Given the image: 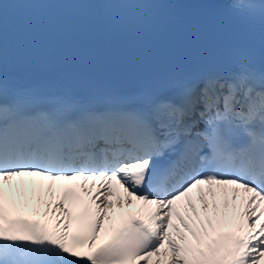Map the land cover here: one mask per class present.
I'll return each mask as SVG.
<instances>
[{"label":"snow or ice","instance_id":"1","mask_svg":"<svg viewBox=\"0 0 264 264\" xmlns=\"http://www.w3.org/2000/svg\"><path fill=\"white\" fill-rule=\"evenodd\" d=\"M0 264H264V65L104 102L0 65Z\"/></svg>","mask_w":264,"mask_h":264}]
</instances>
